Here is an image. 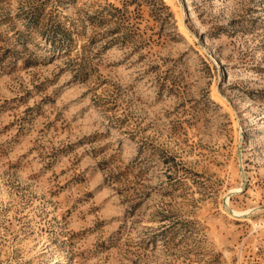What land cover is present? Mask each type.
I'll return each instance as SVG.
<instances>
[{
	"label": "rangeland",
	"instance_id": "rangeland-1",
	"mask_svg": "<svg viewBox=\"0 0 264 264\" xmlns=\"http://www.w3.org/2000/svg\"><path fill=\"white\" fill-rule=\"evenodd\" d=\"M0 264H264V0H0Z\"/></svg>",
	"mask_w": 264,
	"mask_h": 264
},
{
	"label": "water",
	"instance_id": "water-1",
	"mask_svg": "<svg viewBox=\"0 0 264 264\" xmlns=\"http://www.w3.org/2000/svg\"><path fill=\"white\" fill-rule=\"evenodd\" d=\"M240 158H241V155H240ZM241 170H242V168H241ZM242 172H243V170H242Z\"/></svg>",
	"mask_w": 264,
	"mask_h": 264
},
{
	"label": "bare ground",
	"instance_id": "bare-ground-1",
	"mask_svg": "<svg viewBox=\"0 0 264 264\" xmlns=\"http://www.w3.org/2000/svg\"><path fill=\"white\" fill-rule=\"evenodd\" d=\"M237 213V211H235ZM238 214V213H237Z\"/></svg>",
	"mask_w": 264,
	"mask_h": 264
}]
</instances>
